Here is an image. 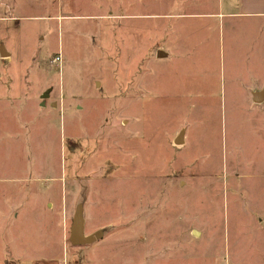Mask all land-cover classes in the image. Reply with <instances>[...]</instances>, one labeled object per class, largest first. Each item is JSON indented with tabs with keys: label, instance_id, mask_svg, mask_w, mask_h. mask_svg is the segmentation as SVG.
Listing matches in <instances>:
<instances>
[{
	"label": "rangeland",
	"instance_id": "374dc122",
	"mask_svg": "<svg viewBox=\"0 0 264 264\" xmlns=\"http://www.w3.org/2000/svg\"><path fill=\"white\" fill-rule=\"evenodd\" d=\"M167 1L0 0V264L12 239L23 264H264V102L227 34L204 54L186 20L175 49ZM81 202L105 232L77 246Z\"/></svg>",
	"mask_w": 264,
	"mask_h": 264
},
{
	"label": "crops",
	"instance_id": "0c3cea01",
	"mask_svg": "<svg viewBox=\"0 0 264 264\" xmlns=\"http://www.w3.org/2000/svg\"><path fill=\"white\" fill-rule=\"evenodd\" d=\"M146 0H139V5L143 8V2ZM167 1V0H166ZM172 2L171 9L168 10L169 6L162 7L158 13L159 17L162 18H175L177 23H175V49L179 48L177 42L182 39L181 26L186 25L187 21H192L199 25L198 31H193L197 34L199 32L200 37L203 38V42L200 41L198 45H196L199 50L208 49V54L213 46L211 41L215 39L213 37L220 35V39H224V36L228 35V44L232 49L233 64L235 63V55H239V59L242 61L240 64L242 65L244 71L247 72L249 82H246L244 85L245 95L248 96L249 101L255 102L253 95L256 91H264V77L261 78L255 76L260 70L264 72V64L262 61V53L264 58V48L261 45V41H263V21H264V0H169ZM164 2V0H163ZM164 4V3H163ZM165 5H168V1ZM127 6L131 7L130 2L127 3ZM146 6V5H144ZM140 10V14H130L125 13V18L127 16L130 17H139L145 16L148 17L150 14L149 10L146 9L144 12L142 9ZM162 27V26H161ZM179 27V28H178ZM163 28V27H162ZM165 28V27H164ZM163 30V29H162ZM192 32V33H193ZM207 33L208 38H207ZM206 37V38H205ZM213 38V39H211ZM262 38V40H261ZM194 40V36L192 38ZM217 46L221 47L218 42ZM161 48L157 49L164 51L169 57L172 51L167 47L161 46ZM238 52V53H237ZM190 53V52H189ZM205 54V51H204ZM239 60V61H240ZM235 70V66L232 67ZM253 70H258L254 72ZM240 76V75H239ZM262 86L263 88H259ZM264 102V101H263ZM257 103V102H255ZM262 103V102H261ZM45 207L54 212L57 208L60 207L59 202H52L51 199H47L45 201ZM11 212L4 214L3 219L9 222H13L14 216L17 217V210L15 207L10 209ZM85 214V213H84ZM54 215V213H53ZM47 226H52V223L47 221ZM62 226V242L64 244V248L67 246L66 240V229L65 224ZM12 239V238H11ZM7 243V242H6ZM18 243V241H17ZM16 241L14 239L10 240L7 243V248L3 253L2 261L4 264H23L22 262L27 259L29 253L22 251L19 249ZM16 246L14 249L11 246ZM44 250L50 251V247H44ZM66 259V258H65ZM48 261H40V263L35 259L31 260V264H47ZM58 264H64L63 260Z\"/></svg>",
	"mask_w": 264,
	"mask_h": 264
},
{
	"label": "water",
	"instance_id": "95a60500",
	"mask_svg": "<svg viewBox=\"0 0 264 264\" xmlns=\"http://www.w3.org/2000/svg\"><path fill=\"white\" fill-rule=\"evenodd\" d=\"M0 54L1 56H8V53L6 52L4 44L0 47ZM167 54L164 51L158 50V56L159 57H165ZM255 96L254 100L257 103H261L264 101V91H256L253 94ZM49 97V93H45L42 95L43 99H46ZM184 142V132H181L179 135H177L174 143L176 144H182ZM85 208L84 203H79L76 206V211L74 213V216L72 218L71 227H70V235H69V242H71L73 245H86V244H92L96 242L97 240H100L101 237L104 235V229L101 228L93 233L87 234L85 232L86 224H85ZM199 234L197 230L194 229L193 235Z\"/></svg>",
	"mask_w": 264,
	"mask_h": 264
},
{
	"label": "built area",
	"instance_id": "2783aa9c",
	"mask_svg": "<svg viewBox=\"0 0 264 264\" xmlns=\"http://www.w3.org/2000/svg\"><path fill=\"white\" fill-rule=\"evenodd\" d=\"M55 60H60V57L57 56V57L55 58ZM64 264H68V263H67V262H64Z\"/></svg>",
	"mask_w": 264,
	"mask_h": 264
}]
</instances>
